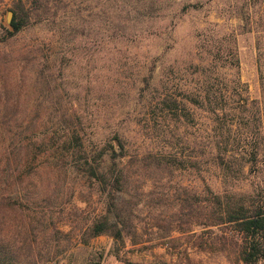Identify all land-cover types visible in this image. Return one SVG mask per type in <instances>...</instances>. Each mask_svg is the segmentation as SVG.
<instances>
[{
  "label": "rangeland",
  "instance_id": "obj_1",
  "mask_svg": "<svg viewBox=\"0 0 264 264\" xmlns=\"http://www.w3.org/2000/svg\"><path fill=\"white\" fill-rule=\"evenodd\" d=\"M43 3L12 36L21 0H0V190L19 173L15 154L56 152L74 130L91 165L72 152L62 167L33 164L21 209L0 205V264H244L231 229L180 216L210 190L264 189V0ZM158 90L180 119L147 113ZM120 140L126 181L114 192ZM118 214L123 240L90 238ZM223 236L227 251L207 250Z\"/></svg>",
  "mask_w": 264,
  "mask_h": 264
},
{
  "label": "trees",
  "instance_id": "obj_2",
  "mask_svg": "<svg viewBox=\"0 0 264 264\" xmlns=\"http://www.w3.org/2000/svg\"><path fill=\"white\" fill-rule=\"evenodd\" d=\"M27 2L29 3V8L26 10ZM44 7L43 0H21L20 10H14L11 24L13 31L7 30V33L14 36L34 25L35 21L32 20L34 14ZM147 86H151L149 80ZM157 92L158 95H152L147 99L145 105L147 113H159L163 120H168L172 117L180 119L182 115H180L179 108L175 107L168 93L159 92V90ZM160 124L161 122H158L151 129L160 131ZM120 141V148L124 150L121 154L118 149L109 145L113 150V166L116 172L113 184L114 192H122L126 181L124 168L120 167L121 159L126 154V146L122 140ZM37 146L35 149L25 146L22 151L15 154V163L19 173L10 183L11 191L0 190V205L4 209H21L30 194V182L32 180L30 169L33 164H36L38 159L44 158L49 165L62 167L69 162L68 157L72 155L71 162L73 164L91 165L86 160L83 138L77 130H74L61 144L57 145L60 146V149L56 152L45 154L37 152V150L43 151V148L46 151L51 149L47 142ZM258 151L253 152V162L258 157ZM83 160L86 161L83 163ZM254 164L253 166H259L257 162ZM206 202V205L200 206H196L193 201L189 202L186 212H183L180 216V224L186 223L188 220L202 218L206 220V226L208 227L216 226L223 230L231 229L238 236L235 244L239 259L244 264H264V189L245 192L231 191L225 194H215L210 190V197ZM126 228L127 224L121 215L118 214L116 221H111L108 216H104L93 222L89 229V236L90 238H98L109 235L116 240H123V231ZM217 239L204 242L207 250L227 251L229 246L233 244V239L229 241L224 236ZM1 248L4 251H0V261H3L7 253L3 246Z\"/></svg>",
  "mask_w": 264,
  "mask_h": 264
},
{
  "label": "water",
  "instance_id": "obj_3",
  "mask_svg": "<svg viewBox=\"0 0 264 264\" xmlns=\"http://www.w3.org/2000/svg\"><path fill=\"white\" fill-rule=\"evenodd\" d=\"M13 17H14L13 11H9L7 16V24L9 25V27H11Z\"/></svg>",
  "mask_w": 264,
  "mask_h": 264
}]
</instances>
